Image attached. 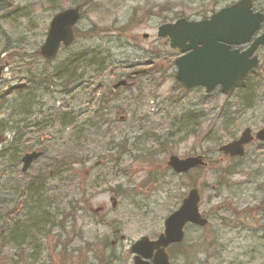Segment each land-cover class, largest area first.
Masks as SVG:
<instances>
[{"label":"rangeland","instance_id":"rangeland-1","mask_svg":"<svg viewBox=\"0 0 264 264\" xmlns=\"http://www.w3.org/2000/svg\"><path fill=\"white\" fill-rule=\"evenodd\" d=\"M70 1L85 4L78 3L83 15L77 29L83 33L55 59L44 60L34 51L42 45L58 8L76 5ZM234 1L0 0V125L7 127L6 143H0V150L9 147L10 119L23 117L21 108L13 110L11 105L18 99L28 103L15 87L28 88L34 96L25 115L28 119L17 125L21 141L33 144L27 151L40 144L44 147L43 156L26 174L20 164L11 165L8 155L0 158V200L5 202L0 208H20L14 220L22 228L31 225L25 218L33 214L26 213L21 205L25 198L17 194L28 176L46 174L54 158L82 162L73 161L74 169L68 170L72 173L67 172L69 178L64 181H46L47 194L55 202L54 214L43 219L46 228L53 223L50 232L40 231L39 223L18 247L17 257L15 246L1 249L0 264H99L91 260V252L83 250L85 244L92 253L112 252L117 261L109 264H131L129 245L141 236L153 239L162 232L165 217L193 187L198 189L199 211L208 225L184 228L182 247L168 249L171 263L264 264V204L260 205L264 200V141L247 144L240 167L229 173L225 168L236 163L217 152L244 128L254 134L264 127V45L256 52L260 69L242 85L228 95L218 90L206 94L203 88H180L172 64L178 52L166 38L156 35L163 23L179 17L206 18ZM255 4L264 10V0ZM10 5L15 13L3 15L4 6ZM3 33L13 42L6 54H2ZM88 46L108 52L103 71L89 80L94 84L81 90L84 83L64 87L57 77L51 78L54 84L40 81L68 53ZM135 72L129 79L132 86L112 88L117 80ZM98 83L92 94L91 88ZM98 97L111 101L100 112L95 128L86 125L84 118L92 113ZM221 111L236 117L228 130L222 129ZM217 135L220 143L214 142ZM118 144L125 147L120 155ZM170 154L179 158L205 155L219 164L176 175L166 166ZM220 180L223 184L216 189ZM97 208L102 210L94 212Z\"/></svg>","mask_w":264,"mask_h":264},{"label":"water","instance_id":"water-1","mask_svg":"<svg viewBox=\"0 0 264 264\" xmlns=\"http://www.w3.org/2000/svg\"><path fill=\"white\" fill-rule=\"evenodd\" d=\"M80 19V6L63 9L52 16L40 55L47 60L56 57L60 46L73 42V27ZM263 20V14L251 10V0H238L216 11L208 19L186 20L179 18L175 22L161 24L156 35L169 39V46L178 49L181 56L174 60L175 80L185 89L203 87L207 93L219 87L222 95H228L244 80L247 73L257 67L258 58L254 54L258 46L264 44V34L257 37L242 51L231 49L250 41L252 34ZM146 37V36H145ZM3 67H0V76ZM136 73V72H135ZM122 79L113 84V89L126 86ZM264 141V127L252 135L246 127L234 139L219 147L229 157L243 156L244 147L253 139ZM42 151L26 152L21 157V170L25 172L40 156ZM167 165L177 174L205 165L201 155L179 158L171 155ZM200 195L191 188L180 206L170 213L163 222V232L155 240L146 236L134 241L129 252L133 254V264H170L165 249L170 244L180 243L184 237L186 223L199 227L207 225V219L198 209ZM151 260V261H150Z\"/></svg>","mask_w":264,"mask_h":264},{"label":"trees","instance_id":"trees-1","mask_svg":"<svg viewBox=\"0 0 264 264\" xmlns=\"http://www.w3.org/2000/svg\"><path fill=\"white\" fill-rule=\"evenodd\" d=\"M84 1L86 3L87 2L91 3L93 0H84ZM78 3H80L81 5H85V4H83L84 3L83 1H70V4H78ZM60 9H62V8H58V10H60ZM14 13H15V8L12 5H10L8 7L4 6L3 15L9 16V15L14 14ZM82 15H83V13H82ZM86 31H87V33L90 32L88 30H86ZM86 31H84V33ZM74 33H75V39H76L77 37L82 35L83 31L77 29V27H76L74 29ZM3 35L5 38V44H4V47L2 49V54H6V50L12 48L11 46H12L13 42L8 36L5 35V33H3ZM70 47L71 46L65 47V48L69 49ZM71 52L66 55V57L63 59V61H61L59 63L58 66L53 67V71L51 73L41 77L40 81L47 82V83H53L51 78L57 77L58 80H61V83H60L61 86H64V87L70 86L75 82L84 83V86H82V84H80L82 86L81 90L82 89L84 90L90 84H94V82L90 83L89 80H90V78L93 77V75L95 78L96 77L95 75L98 76L103 71V69L106 66V62H108V52L107 51L104 52L101 49H97L96 47H91V46L75 49L74 51H71ZM34 53L39 55L38 51H34ZM15 54H18V53L15 52ZM25 55H26V53H23V54L19 55V57L22 58ZM256 69H260L259 66ZM256 69L250 71L248 73V75L246 76V78L244 79V81L247 79V77L250 74H253ZM146 72L147 71H145V73ZM58 73H60V75H58ZM85 75H88V78L86 80L83 78ZM244 81H242L238 86L242 85L244 83ZM98 86H99V83L96 84L93 88H91L92 94L95 93ZM14 90L17 91L16 93H18L20 98L25 97V99H27L28 103L27 102L23 103L20 101V99H18L17 102H14L11 105V108L13 110L15 108L20 107L21 111H22L21 116H23V117L21 120H15L13 118L10 119L11 126L8 128H9V131L12 133V136H11V139H10L9 144H8L9 147L4 146L0 150V158L8 155L9 156L8 160L11 163V165L12 164L13 165H19L21 155L25 151H27V149H30L33 144L30 145L28 143L29 142L28 140L26 141V143H24V141H21V139H22L21 133L22 132H21V128H19L17 125L19 123L20 124L24 123L28 119V117H26L25 115H27L29 112L27 108L30 106V103L32 102L34 96L30 94V91L28 88L25 90V89H21L20 87H15ZM110 101H111V98L103 99V97H98L92 103V105H93L92 113L88 114L84 118V123H86V125L88 124L90 126L97 128L99 126V123L96 121V119H98L100 117V115H99L100 112L104 108L107 107V105ZM240 104L242 105V103H240ZM18 115H20V114H18ZM219 117L221 119H223L222 120V129L224 128L225 130H228L229 125L231 123H233L234 120H236L235 116H232L230 114H226V111H221V114L219 115ZM23 119H25V120H23ZM5 126H6L5 123H2V125H0V143H3V142L6 143L7 137H6L5 133L7 132V127H5ZM25 126H28V125H25ZM18 131H19V134H17ZM194 131H195V128L192 127L190 129V132L193 133ZM227 134L230 135V132H227ZM214 142L220 143L221 138L218 137V135H217L214 139ZM42 146L43 145L40 144L41 149H44V147H42ZM118 146L120 148H119V152L117 154L120 155L125 151V149H124L125 147L123 145H119V144H118ZM9 150L11 153H7ZM22 151H23V153H22ZM43 152H44V150H43ZM151 155H152V152H151ZM208 158H207L208 167L212 168V167L219 164L215 160H210ZM224 159L230 160V161H233V163H236L233 166L230 165L229 167L225 168V171L229 173L230 170H234V168L238 169L240 167V165H241L240 163H241V160L243 159V157H240V158L224 157ZM73 161H76V160H73V159L67 160L66 157H60V158L52 159V164H53L52 169H49L48 171H46V174L42 172L36 176H28L29 180H27L26 183L17 192V194H19V195L22 194L23 198H25V201H23L21 203V205H25L24 209H25L26 213L28 215L33 214L32 217H29V216H26V218L24 217L26 219V223H31V225L22 228L20 226L19 222L14 220L15 217H17V214L20 211V208H16L14 206L9 210H3V207L0 208V251H1V249H5V248L9 247L10 245H11V247H9V248H11V249L13 246H15V248L17 249V252L15 253V257H17V254L19 251V248H18L19 243H21L22 241L24 242V238L28 235V233L32 232V229L33 230H34V228L38 229L39 223L42 224L40 231L50 232V230L54 226L53 223H51L49 220H46V223H51V225H49L46 228L47 225L45 224L43 219L49 214H54L53 213V207L55 206L54 205L55 202L47 194V190L49 188L46 185V181L48 179H53V178L54 179L58 178L59 180L64 181L65 178H69L67 176V172H68V170L72 171L74 169ZM76 162L82 163L80 161H76ZM199 169H201V168H199ZM42 170L45 171V169H42ZM68 173H72V172H68ZM233 173L234 172H232V174ZM61 175L63 177V180L61 178ZM222 184H223V182H222V180H220V183L215 185L216 189H219ZM26 200H30V201L27 202ZM4 203L5 202L3 201V199H1L0 200V206H2V204H4ZM68 204L71 205L72 201H69ZM261 204H264V200L261 201L260 205ZM2 224H4V225H2ZM13 242L16 244H12ZM181 247H182V243H180L178 245H174L171 248H181ZM15 248H14V252L16 251ZM0 254H1V252H0Z\"/></svg>","mask_w":264,"mask_h":264},{"label":"flooded vegetation","instance_id":"flooded-vegetation-1","mask_svg":"<svg viewBox=\"0 0 264 264\" xmlns=\"http://www.w3.org/2000/svg\"><path fill=\"white\" fill-rule=\"evenodd\" d=\"M251 3H252V6H251V8H252V10L253 11H258V12H263L264 13V10L261 8V6H256V4H255V0H251ZM263 18H264V14H263ZM264 34V19H263V21H262V23H261V25L259 26V28H258V30H257V32L254 34V36H261V35H263ZM254 38V37H253ZM240 48H242V47H240ZM38 148V147H37ZM39 148H41V147H39ZM32 149H36V148H32ZM29 151V150H28ZM99 163H95V165H98ZM99 210H102V208H97V212H99ZM69 219H71L70 217H69ZM72 220H74V217L72 218ZM73 222V221H72ZM121 239H123V237L121 236L120 237ZM23 244V242H21V243H19V247L21 246ZM91 245V244H90ZM88 245H84V247H83V250H86L87 251V253L88 252H91V260L95 263V262H98L99 264H103L104 262H106V264H109L110 263V261H113V260H115V256L112 254V252H108V253H105L104 254V250L103 251H97V252H93L92 253V250L91 249H89L88 247H87ZM172 247V246H171ZM110 249H112V247H109ZM106 249V248H105ZM115 261H117V259L115 260ZM114 261V262H115Z\"/></svg>","mask_w":264,"mask_h":264}]
</instances>
